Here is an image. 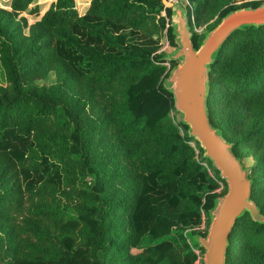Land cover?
<instances>
[{"label": "trees", "instance_id": "obj_1", "mask_svg": "<svg viewBox=\"0 0 264 264\" xmlns=\"http://www.w3.org/2000/svg\"><path fill=\"white\" fill-rule=\"evenodd\" d=\"M34 1L0 7V264H194L177 228L207 214L219 184L188 127L170 117L156 36L165 29L173 41L171 9L88 0L80 14L75 0H54L27 24L18 16ZM232 1L189 0L190 23L259 5ZM192 40L198 48L196 33ZM51 70L56 83H33ZM207 108L233 152L254 158L251 198L264 215V23L225 40L210 65ZM95 135L109 146L96 167ZM226 262L264 264V223L248 212L229 234Z\"/></svg>", "mask_w": 264, "mask_h": 264}, {"label": "water", "instance_id": "obj_2", "mask_svg": "<svg viewBox=\"0 0 264 264\" xmlns=\"http://www.w3.org/2000/svg\"><path fill=\"white\" fill-rule=\"evenodd\" d=\"M171 9L172 34L176 35L177 49L168 56L179 60L164 82L182 113V123L188 127V136L199 143L203 156L212 162L227 183V191L214 201L209 209L211 220L207 235L197 237L204 249V264H227L229 234L235 221L248 212L254 221L264 223V215L251 198L252 180L247 175L240 157L233 152V143L209 118L207 95L210 65L228 36L236 29L264 23V4L244 7L227 13L216 27L195 47L185 8L170 0H161Z\"/></svg>", "mask_w": 264, "mask_h": 264}, {"label": "rangeland", "instance_id": "obj_3", "mask_svg": "<svg viewBox=\"0 0 264 264\" xmlns=\"http://www.w3.org/2000/svg\"><path fill=\"white\" fill-rule=\"evenodd\" d=\"M53 1L54 0H35L30 5L29 9L24 11L23 13H21L18 16V18L23 17L26 19L27 24H32L40 18V16L43 14V12L49 8L51 2H53ZM253 1L257 2L259 5L264 4V0H233L232 2H234L235 5L241 6L245 2H253ZM8 3H9V0H0V7L6 8ZM177 3L181 4L185 8L186 16H187L188 21H189V28H190L192 37H193V34L196 33L200 39V44L202 43V40L204 39L206 34L208 32H210L214 27H216L218 25V23L221 21V20H217L218 16L216 15L213 19L209 20L206 23L201 24L200 26H197L193 23L191 24L190 19L193 22V20H192L193 16H192V13L190 14V12H192L191 9L195 7V4L189 2V0H181L180 2H177ZM174 4H176V3H174ZM35 5H37L38 9H39L38 14H35L34 12L31 11ZM88 5H89L88 0H75V6H76V8L80 14L84 13V11L86 10ZM246 7H251V6H246ZM241 8H244V7H241ZM161 14L165 16L164 11L161 12ZM166 22H167L166 27L168 26V23L172 27V24H173L172 15L170 17V20L168 18H166ZM211 25L212 26L214 25L213 28L210 27ZM27 32H28V30L26 29L25 34ZM156 38L158 39V47H159L156 51V54H158L162 57V59L164 60L163 63L167 66V68H169L168 74H167V76H168L170 73V70L175 65H177L179 62V60H175V61L173 60L172 61V60H169V58H168V56L170 54H172L178 47L176 35L173 34V41H171L166 30L164 29L163 31H161L156 36ZM200 44H199V46H200ZM171 62H175V65L170 68ZM167 76L163 80V85H164V82H165V79L167 78ZM56 82H57L56 73H55V71L51 70L47 73V75L45 77L40 78V79H36V80H34L33 83L36 85H50V84H53ZM0 84L5 85V77H4V73H3V70L1 68V65H0ZM181 116H182V113L180 111H178L175 108V106H173L172 110L170 111V117H172L175 122H179V121L182 122ZM187 132H188V128H187ZM192 139L194 141L190 142L191 145H193L194 147L196 146V144L199 145L198 141H196L193 137H192ZM108 152H109L108 144L106 145V143L103 140H101L98 137V135H95L93 140H92V144H91V155L93 156L94 163H95L94 167H96L99 164L100 157L102 155H108ZM197 152H198V150H197ZM240 159L242 161L243 167L247 170L248 177L252 180V178L250 176L253 173L252 168L254 165V158L253 157H240ZM209 162H203V164L206 166L210 176L213 177L215 180H217L219 186L212 191L218 193L219 194L218 197H220L223 194H225V192L227 191V183L225 182V180H224V183L219 180V179L223 180L220 177V172L212 165V162L210 160H209ZM52 169H54V167H51V170ZM217 176L219 179H217ZM93 178H94V175L91 174L90 178H88V183H89L88 186L90 185V182L93 181ZM25 182H26V180L23 179L22 184H24ZM201 191L203 193L212 192L209 190L207 183H204L202 185ZM62 201H65L64 197H62ZM210 220H211V214L208 210L207 214H205V213L202 214V219L199 222L195 223V222H193V220H188L186 224L177 228L179 230H182V232L186 236L187 242L190 245L193 252H195V253L198 252V254L196 253L197 259L195 260L194 264H204V262H203L204 249L202 247H200L199 241H197L196 238L199 236L205 237L207 235L209 225H210ZM150 241H151L150 238L145 236L139 246L131 248V252L136 253V252L141 251L142 247L145 244L149 243Z\"/></svg>", "mask_w": 264, "mask_h": 264}, {"label": "built area", "instance_id": "obj_4", "mask_svg": "<svg viewBox=\"0 0 264 264\" xmlns=\"http://www.w3.org/2000/svg\"><path fill=\"white\" fill-rule=\"evenodd\" d=\"M170 1L173 2V3H177V2H180L181 0H170ZM196 253L198 254V252H196Z\"/></svg>", "mask_w": 264, "mask_h": 264}]
</instances>
